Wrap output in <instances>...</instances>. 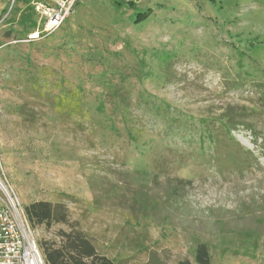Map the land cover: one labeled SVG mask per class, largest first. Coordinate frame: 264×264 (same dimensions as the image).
Wrapping results in <instances>:
<instances>
[{
    "label": "rangeland",
    "instance_id": "obj_1",
    "mask_svg": "<svg viewBox=\"0 0 264 264\" xmlns=\"http://www.w3.org/2000/svg\"><path fill=\"white\" fill-rule=\"evenodd\" d=\"M39 22L0 0V179L70 220H28L41 247L75 227L114 264H264V0H79L24 41Z\"/></svg>",
    "mask_w": 264,
    "mask_h": 264
},
{
    "label": "built area",
    "instance_id": "obj_2",
    "mask_svg": "<svg viewBox=\"0 0 264 264\" xmlns=\"http://www.w3.org/2000/svg\"><path fill=\"white\" fill-rule=\"evenodd\" d=\"M78 2L30 0L40 22L23 40H41L54 33L70 17ZM5 195L6 198L0 196V264H47L41 245L20 211V203Z\"/></svg>",
    "mask_w": 264,
    "mask_h": 264
},
{
    "label": "trees",
    "instance_id": "obj_3",
    "mask_svg": "<svg viewBox=\"0 0 264 264\" xmlns=\"http://www.w3.org/2000/svg\"><path fill=\"white\" fill-rule=\"evenodd\" d=\"M25 212L32 226L52 222L70 224L64 205H54L50 201H34L25 207ZM60 235L63 238L61 244L52 243L48 247H42L47 264H114L113 259L97 251L82 230L72 227L71 231L62 230ZM210 260L206 244H200L197 248V263L210 264Z\"/></svg>",
    "mask_w": 264,
    "mask_h": 264
},
{
    "label": "bare ground",
    "instance_id": "obj_4",
    "mask_svg": "<svg viewBox=\"0 0 264 264\" xmlns=\"http://www.w3.org/2000/svg\"><path fill=\"white\" fill-rule=\"evenodd\" d=\"M0 186L3 188V190H5V192L8 194V195H10L9 194V189L6 187V185L2 182V180L0 179ZM11 196V195H10Z\"/></svg>",
    "mask_w": 264,
    "mask_h": 264
},
{
    "label": "crops",
    "instance_id": "obj_5",
    "mask_svg": "<svg viewBox=\"0 0 264 264\" xmlns=\"http://www.w3.org/2000/svg\"><path fill=\"white\" fill-rule=\"evenodd\" d=\"M29 4H31V3H30V0H29ZM31 30H32V29H31ZM31 30H30V31H31ZM28 32H29V31H28Z\"/></svg>",
    "mask_w": 264,
    "mask_h": 264
}]
</instances>
